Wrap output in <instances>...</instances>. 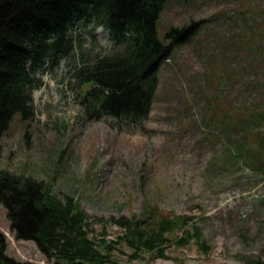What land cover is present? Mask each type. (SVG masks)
Segmentation results:
<instances>
[{"label": "rangeland", "instance_id": "obj_1", "mask_svg": "<svg viewBox=\"0 0 264 264\" xmlns=\"http://www.w3.org/2000/svg\"><path fill=\"white\" fill-rule=\"evenodd\" d=\"M200 20L159 65L141 128L86 118L68 66L118 49L106 30L86 25L77 28L81 50L36 74L33 114L14 115L0 136V169L45 181L59 199L72 197L98 237L114 240L121 232L114 219L141 215L149 204L194 217L209 247L204 252L191 240L169 244L166 257L134 259L121 243L109 264H264V159L251 150L235 159V134L225 128L229 110L247 114L264 105V0H169L157 31L163 38L170 27ZM9 226L0 204L6 253L51 264Z\"/></svg>", "mask_w": 264, "mask_h": 264}, {"label": "trees", "instance_id": "obj_2", "mask_svg": "<svg viewBox=\"0 0 264 264\" xmlns=\"http://www.w3.org/2000/svg\"><path fill=\"white\" fill-rule=\"evenodd\" d=\"M167 1L0 0V136L14 115L33 114L32 91L41 82L36 74L81 50L77 28L86 25L102 27L118 46L90 60L81 55L68 66L86 118L107 116L120 128H141L151 110L159 65L202 23L170 27L160 38L157 22ZM228 116L225 128L235 134L233 157L245 160L252 151L263 160L259 127L264 124V105L247 114L229 110ZM0 204L14 238L35 242L51 264H109L113 248L121 243L134 259L142 253L163 258L169 244L182 247L191 240L204 252L209 249L194 217L160 213L149 204L141 215L114 219L120 235L106 241L94 234L90 218L72 197L59 199L45 181L7 169H0ZM6 250L0 230V264H34L16 260Z\"/></svg>", "mask_w": 264, "mask_h": 264}]
</instances>
